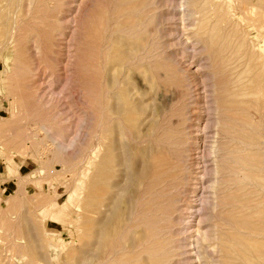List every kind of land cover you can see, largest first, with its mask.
<instances>
[{"label":"rangeland","instance_id":"1","mask_svg":"<svg viewBox=\"0 0 264 264\" xmlns=\"http://www.w3.org/2000/svg\"><path fill=\"white\" fill-rule=\"evenodd\" d=\"M70 1L0 0V264H264V94L249 88L258 70L264 87V0ZM70 13L76 33L65 64L67 54L54 51L58 31L72 26L62 21ZM63 64L73 82L54 107L46 102L47 66ZM238 101L250 102L240 111ZM205 102L206 201L188 228L177 208L189 202L193 173L201 171L191 164L203 166L188 124ZM157 122L154 139L164 131L171 138L164 156L179 174L166 195L137 184L151 147L142 139ZM52 123L70 128L62 136L65 145L72 139L67 149L42 129Z\"/></svg>","mask_w":264,"mask_h":264},{"label":"bare ground","instance_id":"2","mask_svg":"<svg viewBox=\"0 0 264 264\" xmlns=\"http://www.w3.org/2000/svg\"><path fill=\"white\" fill-rule=\"evenodd\" d=\"M76 0H71L70 2H68L67 4H70V3H73V2H75ZM151 1V0H150ZM175 2V1H174ZM136 3V2H135ZM198 4V3H197ZM21 5V4H20ZM68 6V5H67ZM73 6V5H72ZM71 6V7H72ZM136 6V5H135ZM69 7H70V5H69ZM195 7V6H194ZM193 7V8H194ZM209 7V6H208ZM27 8V7H26ZM237 9H238V4H237ZM239 9L242 11V14H243V16H244V18L246 17V19L245 20H251L252 19V17L250 16L251 14H250V12L248 11V10H245L244 8H243V6L242 5H239ZM239 10V11H240ZM28 12V11H27ZM68 12H70V9L68 10ZM74 12V11H73ZM174 12V11H173ZM64 13V12H63ZM214 13V12H213ZM192 14V13H191ZM190 14V15H191ZM9 15V14H8ZM196 15V14H195ZM248 16V17H247ZM262 16V15H261ZM67 17H71V13L70 14H68V15H63V20L62 21H64V24L63 25H65V23H66V25L67 24H72V26H69V27H67V26H63V27H61V30H59L58 31V33H57V35L59 36L58 37V44L56 45V47H58L59 49H57V50H55L54 51V53L55 54H57V55H59L61 52H63V54H64V52L67 54L66 56H68V54H69V48H71V42L73 41V39H74V35H75V30H76V28H74V23H75V16H73V17H71V18H69V19H67ZM189 18V17H188ZM174 19V18H173ZM66 20V21H65ZM213 20V19H212ZM194 21V20H193ZM254 21V20H253ZM14 22H15V20H14ZM256 22H257V20H256ZM262 22H264V21H261L260 23H262ZM59 23V22H58ZM190 23V22H189ZM192 23V22H191ZM60 24H61V22H60ZM11 25H12V27L14 26L15 27V23H14V25L11 23ZM10 25V26H11ZM259 26H262V25H259ZM259 26H257V28L259 27ZM48 27V26H47ZM55 27V26H54ZM68 29H71V30H68ZM9 30V29H8ZM25 30V29H24ZM207 30V29H206ZM13 32H14V30H12ZM49 31V30H48ZM51 31V30H50ZM11 31H9V33H10ZM13 32H11V33H13ZM43 32V31H42ZM259 32V31H258ZM41 33V32H40ZM83 35V34H82ZM8 36V35H7ZM56 38H57V36H55ZM84 37V36H83ZM12 38V37H11ZM69 38V39H68ZM60 40H62V42L63 43H60ZM69 40H71V42L69 41ZM93 40V39H92ZM57 41V40H56ZM146 41V40H145ZM11 42V41H10ZM33 42H34V40H33ZM33 42H32V44H33ZM8 43V42H7ZM91 43V42H90ZM60 44H63L62 46L60 45ZM145 44V43H144ZM47 45V44H46ZM51 46V45H50ZM73 46V45H72ZM33 48V47H32ZM32 48H31V50H32ZM34 49V48H33ZM47 49V48H46ZM85 49V48H84ZM141 49V48H140ZM143 49V48H142ZM259 49V48H258ZM50 50H52V49H50ZM64 50V51H63ZM216 52V51H215ZM71 53V52H70ZM27 54V53H26ZM62 54V53H61ZM81 54V53H80ZM209 54V53H208ZM218 54V53H217ZM245 55H247L246 53H245ZM63 57H65V56H63ZM248 57H250L249 58V62H248V64L251 66V68L252 67H258V64H259V60H260V55H259V53L257 52H255V53H253V54H249L248 55ZM247 57V58H248ZM49 58H51V57H49ZM67 58H69V56L68 57H65V59H66V62H65V64L67 63ZM64 59V60H65ZM120 60H121V58H119ZM216 59V58H215ZM53 60V59H52ZM55 60V59H54ZM72 60V59H71ZM80 60V59H79ZM61 61V60H60ZM63 61V60H62ZM93 61V60H92ZM96 61V60H95ZM122 61V60H121ZM218 61V60H217ZM53 62H56V63H58L57 62V60H55V61H53ZM64 62V61H63ZM247 62V61H246ZM79 63V62H78ZM83 63V62H82ZM263 63V62H262ZM61 64V63H60ZM65 64H63V68H61V69H54L55 71H53V70H51L52 69V67L49 65V66H47V69H48V71H51L50 73H48V75H49V79L46 81V85H45V88H47V91H48V94H49V99H47V103H49V105H51V104H53V106L55 107L56 105H54V104H56V102L58 103V101H59V103H58V105L60 104V100H63V99H65L67 96H69L68 94H66V93H64V91H66V90H68V88H69V85H71V83L73 82V76L71 75V77L69 78L68 77V75L67 74H69V73H67V67H66V65ZM130 64V63H129ZM216 64H217V62H216ZM80 65V64H79ZM126 65H128V64H126ZM263 65V64H262ZM58 66V65H57ZM68 66H69V64H68ZM38 67V66H37ZM208 67V66H207ZM27 68V67H26ZM264 68V67H263ZM28 69H30V68H28ZM38 70H39V68H37ZM253 69V68H252ZM255 69V68H254ZM30 70H33V69H30ZM36 71V70H35ZM68 72H70L69 70H68ZM194 72V71H193ZM36 73V72H35ZM80 73V72H79ZM71 74V73H70ZM259 76H258V75ZM45 75V74H44ZM174 76V75H173ZM264 76V75H263ZM176 77V76H175ZM261 71L260 70H258L257 72L255 71V73H253L252 74V86L251 87H249L250 88V93H252L253 95H255V94H264V87L263 86H260L261 84ZM82 80V79H81ZM80 80V81H81ZM36 82V81H35ZM220 82V81H219ZM42 83V82H41ZM40 83V84H41ZM180 83V82H179ZM39 84V85H40ZM92 84V83H91ZM253 84H254V86H253ZM257 84H258V86H257ZM38 85V84H37ZM201 85V84H200ZM199 85V86H200ZM35 86V85H34ZM204 86V85H203ZM209 86V85H208ZM39 87V86H38ZM77 87V86H76ZM29 88H32V86L31 87H29ZM40 88H43V87H39V88H37L36 87V89H40ZM82 88V87H81ZM91 88V87H90ZM96 88V87H95ZM98 88V87H97ZM203 90V89H202ZM97 92H98V90H96ZM96 92V93H97ZM34 93V92H33ZM42 93H44V92H42ZM83 93V92H82ZM203 93V92H202ZM161 94V93H160ZM230 94V93H229ZM29 95H30V93H29ZM45 95L47 96V94H46V92H45ZM43 96V95H42ZM40 97V96H39ZM107 97V96H106ZM203 98V97H202ZM215 98H217V97H215ZM22 99V98H21ZM35 99V98H34ZM68 99V98H67ZM109 99V98H108ZM206 99V98H205ZM191 100V99H190ZM218 100V99H217ZM39 101V100H38ZM45 102V101H44ZM109 102V101H108ZM250 102V101H249ZM249 102H245V101H238L237 103H235V106L234 107H236L235 109L236 110H238V109H241L240 111H242V110H245V109H243V107L245 108V106L249 103ZM63 104H66V103H63ZM170 104V103H169ZM205 104H207L206 102L204 103V107H202L201 109L203 110L202 112H205V114H202V112L200 113H197V114H195L193 117H194V119L191 121V123H189L188 124V128H189V132L188 133H191L193 136H191V137H189L188 138V140H191L192 142L190 143L191 145H192V148H193V150H195V154H196V156L197 155H200L201 157H199L200 159H201V164L203 165V166H198L199 164H200V162H194L193 164H191V166H194V165H196V167L194 168V169H201V171H195L194 173H193V176L194 177H192V179H191V181H193V183L190 185L191 187H190V190H189V194L190 195H188V197H189V202L184 206V207H180V208H177V210L179 209H183L184 211H185V214H187V217L186 218H184L183 217V219H180V221H183V222H186V224H184L183 223V225H186V226H188V225H191V222L192 221H194V218H200L201 217V215H202V206H203V204H204V202L206 201V198L203 196V194H204V192H203V189H204V187H203V181H204V178H203V175H205L206 174V172H207V169H209V168H207V166H205V164H204V160H202V158L206 155H204V152H203V150H205V149H202V154L200 153V151H199V149H200V147H201V145H200V143L202 142L200 139L201 138H203V136L207 133L206 132V130L210 127L211 128V125L210 126H208L209 124V122L211 121L210 120V118H208L209 116V112L208 111H210L211 110V108L210 107H208V106H205ZM68 105V104H67ZM208 105V104H207ZM210 105V104H209ZM224 106H226V103L225 104H223ZM222 105V106H223ZM170 106V105H169ZM203 106V105H202ZM217 106H218V103H217ZM221 106V105H220ZM40 107V106H39ZM47 107V106H46ZM51 107V106H50ZM100 107V106H99ZM104 107V106H103ZM228 106H226V107H224V108H227ZM232 107V106H231ZM22 108V107H21ZM222 108V107H221ZM50 109V108H49ZM71 109V108H70ZM247 109V108H246ZM262 109V108H261ZM20 110V109H19ZM67 110V109H66ZM66 110H63V111H66ZM106 110V109H105ZM126 110H127V108H126ZM125 110V111H126ZM129 110V109H128ZM127 110V111H128ZM168 110V109H167ZM62 111V110H61ZM62 111V112H63ZM225 111H227V110H225ZM224 111V112H225ZM60 112V111H59ZM58 112V113H59ZM61 112V113H62ZM70 112V111H69ZM105 112H107V111H105ZM249 112H251V110H249ZM47 113V112H46ZM49 113V112H48ZM57 113V114H58ZM132 113V112H131ZM164 113L165 112H163V108L162 109H159L158 111H157V114H158V116H159V118H161L163 115H164ZM223 113V112H222ZM229 113H230V111H229ZM233 113V112H232ZM236 113V112H235ZM238 113V112H237ZM254 113V112H253ZM60 114V113H59ZM63 114H66L65 112L63 113ZM224 114V113H223ZM256 114V113H255ZM71 115H73L72 113H71ZM124 115V114H123ZM219 115H221V114H219ZM225 115V114H224ZM228 115V114H227ZM45 116V115H44ZM62 116V115H61ZM60 116V117H61ZM120 117L122 116V115H119ZM133 116H134V113H133ZM136 116V115H135ZM203 116H205L206 117V122H205V126L203 127V128H201V125H200V122H201V120H202V117ZM60 117H59V119H60ZM63 117V116H62ZM62 117H61V119H62ZM74 117V116H73ZM76 117H78V116H76ZM137 117V116H136ZM192 117V118H193ZM214 117V116H213ZM219 117V116H218ZM235 117V116H234ZM51 118H53V121H54V119H55V121L57 120V118H58V116H51ZM67 118V117H66ZM65 118V119H66ZM116 119H119V120H121L120 118H117V117H115ZM58 119V120H59ZM60 119V121H58V123H61V122H63L62 120ZM127 119H129V121L131 122V120H132V115L130 114V115H128V117H127ZM219 119V118H218ZM236 119H237V116H236ZM64 120V119H63ZM69 120V119H68ZM68 120H66V121H68ZM75 120V119H74ZM185 120V119H184ZM241 120V119H240ZM246 120V119H245ZM52 121V120H51ZM128 120L126 121V122H129ZM179 121V120H178ZM109 123H111V122H109ZM109 123H107V124H109ZM121 123H124V122H121ZM223 123V122H222ZM248 123V122H247ZM226 124V123H225ZM100 125H101V122H100ZM110 125V124H109ZM117 125V124H116ZM158 125H159V122H157V123H152L150 126H149V128H148V130H147V135H145L144 137V139H142L143 141H145V140H147L148 139V141H149V143H150V145H151V147H150V150H149V154H148V157L145 159V161H144V174H143V176H141L140 177V179H138V181H137V184L138 185H141V187L142 186H144L145 187V189H144V193H150V192H152V191H156L157 190V192L159 191V194H161V193H164L165 192V190L167 191H169L170 189H176L177 187H178V185H179V183H177L176 181H175V178L179 175H176V172L174 171V173H173V169H172V166H171V164H169V161H167V158H165L166 157V155H167V153H166V151L165 150H163V147H164V144H166V140H169V139H171V138H168L169 136L167 135L166 136V133H165V131L164 132H162V133H160L159 134V136H158V139L155 141V139H154V136H155V134H156V131H157V129H158ZM224 125V124H223ZM227 125V124H226ZM80 126V125H79ZM126 126V125H125ZM257 126V125H256ZM100 127V126H99ZM215 127V126H214ZM109 128V127H108ZM169 128V127H168ZM187 128V129H188ZM42 129H44L45 131H47V134H48V136L52 139V141L59 147V148H62V149H67L69 146L68 145H70L71 144V142H72V139H71V141H68V142H70V144L68 143V145H65L66 143H65V140H63L62 139V136L63 137H66L67 138V136H69L68 135V133H66L65 131H68L70 128L69 127H65V126H61V128H57L53 123H52V126L51 127H48V126H46V125H43L42 126ZM139 129V128H138ZM180 129V128H179ZM191 129V130H190ZM200 129H202V130H200ZM95 130V129H94ZM100 131H101V129H99ZM133 130V129H132ZM136 130V129H135ZM184 130V129H183ZM182 130V131H183ZM236 130H237V128H236ZM73 131H75V130H73ZM160 131V130H159ZM176 131V130H175ZM217 131H218V129H217ZM71 132V131H70ZM133 132H135L134 130H133ZM177 132V131H176ZM179 132V131H178ZM221 132H222V130H221ZM102 133V132H101ZM194 133H196V134H194ZM199 133V134H198ZM200 133H202V134H200ZM125 134V133H124ZM99 135V134H98ZM228 135V134H227ZM59 136H61V137H59ZM74 136H76V135H74ZM130 136H131V133H130ZM130 136H128V137H130ZM140 136H142V135H140ZM72 137V136H71ZM70 137V138H71ZM237 137V136H236ZM99 143H97L98 144V147H99V149H101L102 151H103V155L105 154L106 155V151H107V149H106V147L105 148H102V146H101V140L103 139V137H102V134L101 135H99ZM206 138V137H205ZM74 139V138H73ZM137 139V138H136ZM241 139V138H240ZM258 139V138H257ZM185 139H181L180 137H178V138H175L174 139V141H172V142H174V146H176V148L178 149V153H180L179 152V149H180V145L182 144V143H184L185 141H184ZM187 140V139H186ZM95 142V141H94ZM97 142V141H96ZM137 143H139L140 144V142H141V140H138V141H136ZM147 142V141H146ZM204 142V141H203ZM139 144H137V145H139ZM82 145V144H81ZM159 145H162V147L161 148H159ZM167 145V144H166ZM205 145V144H204ZM26 146V145H25ZM203 146V145H202ZM96 147V146H95ZM204 147V146H203ZM228 147V146H227ZM132 148H134V147H132ZM175 148V149H176ZM23 149V148H22ZM98 149V148H97ZM138 149L139 148H137V151H138ZM174 149V150H175ZM44 150V149H43ZM23 151V150H22ZM110 151H111V153H113L114 151H115V148L114 147H111L110 148ZM139 151H140V149H139ZM163 151L165 152V153H163ZM172 151V150H171ZM35 152L37 153V152H39V149L38 150H35ZM82 152V151H81ZM120 152V151H119ZM137 153V152H136ZM140 153V152H139ZM141 154V153H140ZM164 154H166L165 156H164ZM175 154V153H174ZM46 155V154H45ZM192 157V156H191ZM102 158H104V157H102ZM169 158V157H168ZM188 159V158H187ZM195 159H196V157H195ZM197 159H198V157H197ZM172 160V159H171ZM135 161V160H134ZM182 161V160H181ZM195 161V160H194ZM186 163V162H185ZM206 163V162H205ZM207 164V163H206ZM189 165V164H188ZM187 165V166H188ZM258 165V164H257ZM98 167H99V169H100V180H104V178H105V171H106V162H105V159L103 160V159H101L100 160V162H99V164H98ZM190 167V166H189ZM175 170V169H174ZM135 175H136V173H135ZM258 175V174H257ZM137 176V175H136ZM135 176V177H136ZM135 179V178H134ZM136 180V179H135ZM168 182V183H167ZM165 183H167V184H165ZM165 184V187H164V189H163V185ZM139 188L136 192H132V194H133V197H138L139 196V194H140V192L142 191V188ZM158 187V188H157ZM161 187V188H160ZM102 191H103V187H101L100 188ZM104 189H106L105 187H104ZM135 189V188H134ZM154 189H156V190H154ZM159 189V190H158ZM100 190V191H101ZM98 191H99V189H98ZM104 191H106V190H104ZM173 191V190H172ZM99 193V192H98ZM102 193H104V192H102ZM142 193V192H141ZM100 194H101V192H100ZM165 194V193H164ZM106 195V194H105ZM129 195H131V194H129ZM162 195V194H161ZM166 195V194H165ZM175 195V194H174ZM101 196H102V194H101ZM146 197V196H145ZM169 197V196H168ZM176 197H172V195H171V197H170V199H168V201H169V203L171 204V202H173L174 201V199H175ZM136 200V199H135ZM103 201V200H102ZM133 201V200H132ZM160 201V200H159ZM167 202V201H166ZM174 203V202H173ZM101 204V203H100ZM166 204V203H165ZM169 204V205H170ZM167 206V205H166ZM174 211V210H173ZM166 212V211H165ZM179 212H181V211H179ZM166 213H169V212H166ZM176 213V212H175ZM124 215V214H123ZM159 216V215H158ZM166 216V215H165ZM184 216H186V215H184ZM188 216H190V217H188ZM127 217V216H126ZM193 218V220H191V219ZM189 221H190V223H189ZM131 223V222H130ZM169 225V224H168ZM185 226V227H186ZM155 227V226H154ZM192 226H188V228H191ZM188 228L186 229V228H183V231H186V230H188ZM159 229V228H158ZM264 229V228H263ZM100 232V231H99ZM144 235V234H143ZM147 239H145L144 241H143V243L146 241ZM134 245V244H133ZM133 245H132V248H133ZM151 245V244H150ZM160 245V244H159ZM196 245V244H195ZM149 246V245H148ZM187 246H189V244H185V246L183 245V247L182 248H184V247H186V249H187ZM161 247V246H160ZM162 248V247H161ZM160 248V249H161ZM165 248V247H164ZM186 251V250H185ZM187 252V251H186ZM186 252H184V253H186ZM183 253V254H184ZM231 254V253H230ZM105 257H106V253L105 254H103L102 255V260L101 261H103L104 259H105ZM146 259V258H145ZM147 260V259H146ZM147 263H148V261H147Z\"/></svg>","mask_w":264,"mask_h":264}]
</instances>
